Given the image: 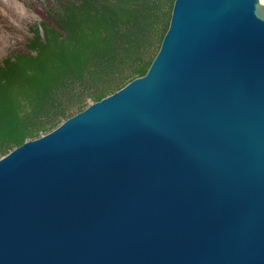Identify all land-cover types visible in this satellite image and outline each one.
<instances>
[{
  "label": "water",
  "instance_id": "water-1",
  "mask_svg": "<svg viewBox=\"0 0 264 264\" xmlns=\"http://www.w3.org/2000/svg\"><path fill=\"white\" fill-rule=\"evenodd\" d=\"M0 264H264V2L173 0L144 74L1 155Z\"/></svg>",
  "mask_w": 264,
  "mask_h": 264
},
{
  "label": "trees",
  "instance_id": "trees-1",
  "mask_svg": "<svg viewBox=\"0 0 264 264\" xmlns=\"http://www.w3.org/2000/svg\"><path fill=\"white\" fill-rule=\"evenodd\" d=\"M173 0H46L0 60V156L144 74Z\"/></svg>",
  "mask_w": 264,
  "mask_h": 264
},
{
  "label": "rangeland",
  "instance_id": "rangeland-1",
  "mask_svg": "<svg viewBox=\"0 0 264 264\" xmlns=\"http://www.w3.org/2000/svg\"><path fill=\"white\" fill-rule=\"evenodd\" d=\"M44 1L0 0V60L21 47L28 27L41 19Z\"/></svg>",
  "mask_w": 264,
  "mask_h": 264
},
{
  "label": "bare ground",
  "instance_id": "bare-ground-1",
  "mask_svg": "<svg viewBox=\"0 0 264 264\" xmlns=\"http://www.w3.org/2000/svg\"><path fill=\"white\" fill-rule=\"evenodd\" d=\"M262 1V0H261Z\"/></svg>",
  "mask_w": 264,
  "mask_h": 264
}]
</instances>
